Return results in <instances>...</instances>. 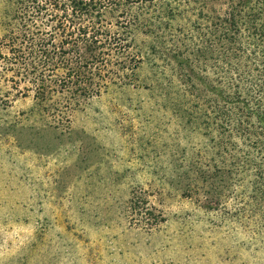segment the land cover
Wrapping results in <instances>:
<instances>
[{"label": "rangeland", "instance_id": "374dc122", "mask_svg": "<svg viewBox=\"0 0 264 264\" xmlns=\"http://www.w3.org/2000/svg\"><path fill=\"white\" fill-rule=\"evenodd\" d=\"M183 10L187 31L199 17ZM165 66L146 60L79 108H35L0 57V264H264L250 178L209 169L231 160L213 143L211 63L215 82L194 88Z\"/></svg>", "mask_w": 264, "mask_h": 264}, {"label": "trees", "instance_id": "16d2710c", "mask_svg": "<svg viewBox=\"0 0 264 264\" xmlns=\"http://www.w3.org/2000/svg\"><path fill=\"white\" fill-rule=\"evenodd\" d=\"M6 5L14 14L6 9L0 57L27 80L35 108H79L110 86H129L146 60L162 61L165 69L174 62L171 72L191 88L195 80L210 84L217 76L218 88L210 92L218 99L208 101L216 115L213 125L218 123L213 143L224 147L219 155L228 152L231 162L222 157L227 166L209 169L221 178L234 171L250 178L253 202L264 205V0H8ZM184 7L203 24L197 20L188 32L178 24ZM138 36L149 40L146 47L139 48Z\"/></svg>", "mask_w": 264, "mask_h": 264}]
</instances>
